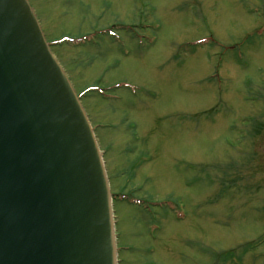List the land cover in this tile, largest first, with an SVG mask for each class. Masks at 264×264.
Wrapping results in <instances>:
<instances>
[{
  "label": "rangeland",
  "instance_id": "1",
  "mask_svg": "<svg viewBox=\"0 0 264 264\" xmlns=\"http://www.w3.org/2000/svg\"><path fill=\"white\" fill-rule=\"evenodd\" d=\"M28 2L94 89L119 264H264V0Z\"/></svg>",
  "mask_w": 264,
  "mask_h": 264
},
{
  "label": "water",
  "instance_id": "2",
  "mask_svg": "<svg viewBox=\"0 0 264 264\" xmlns=\"http://www.w3.org/2000/svg\"><path fill=\"white\" fill-rule=\"evenodd\" d=\"M0 264H117L94 130L27 0H0Z\"/></svg>",
  "mask_w": 264,
  "mask_h": 264
}]
</instances>
